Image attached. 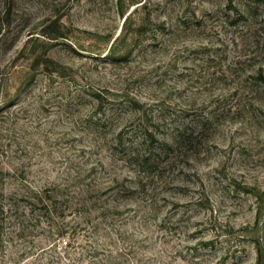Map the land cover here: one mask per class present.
Here are the masks:
<instances>
[{"label": "rangeland", "instance_id": "1", "mask_svg": "<svg viewBox=\"0 0 264 264\" xmlns=\"http://www.w3.org/2000/svg\"><path fill=\"white\" fill-rule=\"evenodd\" d=\"M260 73L264 0H0V259L257 264Z\"/></svg>", "mask_w": 264, "mask_h": 264}, {"label": "trees", "instance_id": "2", "mask_svg": "<svg viewBox=\"0 0 264 264\" xmlns=\"http://www.w3.org/2000/svg\"><path fill=\"white\" fill-rule=\"evenodd\" d=\"M259 79L264 83V75H262L261 73L259 74ZM146 137L152 139L153 138V131H145ZM41 199H43V202H46L45 204V209H51V208H55L54 204L52 202V198L48 199V201L44 198V197H40ZM48 198V197H47ZM12 200V199H10ZM9 199L7 201H10ZM0 210L1 212H4V205L2 203H0ZM57 228H61L60 225H56ZM0 264H5L4 263V259H0ZM257 264H264V252L260 251L259 255H258V259H257Z\"/></svg>", "mask_w": 264, "mask_h": 264}, {"label": "built area", "instance_id": "3", "mask_svg": "<svg viewBox=\"0 0 264 264\" xmlns=\"http://www.w3.org/2000/svg\"><path fill=\"white\" fill-rule=\"evenodd\" d=\"M66 243V242H65Z\"/></svg>", "mask_w": 264, "mask_h": 264}]
</instances>
